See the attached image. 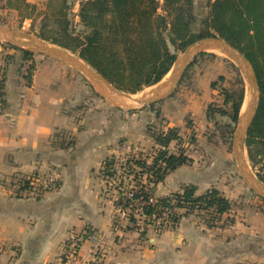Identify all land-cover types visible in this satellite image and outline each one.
Returning <instances> with one entry per match:
<instances>
[{
	"label": "crops",
	"instance_id": "obj_1",
	"mask_svg": "<svg viewBox=\"0 0 264 264\" xmlns=\"http://www.w3.org/2000/svg\"><path fill=\"white\" fill-rule=\"evenodd\" d=\"M81 3L0 0V7L17 16V29L47 17L67 19L79 30ZM4 49L0 43V264H264V215L258 209L243 214L233 208L211 224L192 214L175 229H148L143 236L131 229L118 200L103 191L112 179L103 177L104 164L124 149L118 115L105 117L106 99L96 91L99 100L92 99L77 71L43 59L27 79L22 57ZM189 112L195 113L193 107ZM187 157L191 164L155 186L157 199L190 185L197 196L215 189V176L210 180ZM28 177L42 188L31 192ZM46 178L55 186L43 185ZM241 194L244 204L260 206L249 191ZM70 240L77 241L73 258Z\"/></svg>",
	"mask_w": 264,
	"mask_h": 264
},
{
	"label": "trees",
	"instance_id": "obj_2",
	"mask_svg": "<svg viewBox=\"0 0 264 264\" xmlns=\"http://www.w3.org/2000/svg\"><path fill=\"white\" fill-rule=\"evenodd\" d=\"M160 1L82 0L78 13L81 29H75L67 19L51 21L43 17L35 38L78 56L113 88L129 95L160 83L178 54L191 45L203 39L219 38L248 61L256 76L259 101L245 146L253 166L264 161V0H214L208 4V15L200 21L197 31L193 29L196 22L194 0ZM18 51L22 61L32 56ZM204 54L213 56L209 53L199 56ZM192 65L184 70L179 84ZM211 88H215L214 83ZM243 100L244 88L241 87L236 99L226 94L223 103L231 102L229 111L217 113L236 124ZM231 135L232 131L230 138ZM151 137L157 146L155 152L144 159L132 160L136 171L132 188L139 193L134 194L135 199L146 200L153 196L155 186L170 172L192 162L180 149L174 151L177 145H170L180 141L177 129L170 128L166 133ZM259 153L262 155L257 160ZM114 162L112 159L105 162L103 177L115 175ZM145 175L146 183H143ZM258 179L264 185V172ZM118 189L117 206L125 200L127 191ZM195 192L196 188L190 185L179 193L158 198L154 206L142 207L144 221L139 234L143 236L148 229L157 233L175 229L182 217L192 214H202L211 224L230 211V202L216 189L200 196ZM134 221L132 216L127 221L131 229Z\"/></svg>",
	"mask_w": 264,
	"mask_h": 264
},
{
	"label": "rangeland",
	"instance_id": "obj_3",
	"mask_svg": "<svg viewBox=\"0 0 264 264\" xmlns=\"http://www.w3.org/2000/svg\"><path fill=\"white\" fill-rule=\"evenodd\" d=\"M213 1L214 0H194L196 22L193 29L195 31L200 27V21L207 17L208 4ZM0 24L33 37H35L36 32H39V25H41V23L37 24L35 22L32 24L34 29L33 27L29 28L27 26L28 24L17 29L20 27L17 16L13 13L4 11L1 7ZM72 26L78 30V27L73 24ZM0 43L5 47L4 53L6 55L12 54L17 57H22L21 52L18 51L19 49L14 50L10 48L12 46L4 41H0ZM206 53L212 54L213 56H208L206 54L199 56L200 54H198L191 59L189 65L193 64L192 67L184 77L182 83L175 87L171 96H169L170 100L167 98L164 101L162 100V102L152 103L139 108L142 104L137 103V100L152 98L156 95L152 92L155 87L144 88L141 92L130 95V99H118L115 104L104 100L105 112L108 111V114L104 113L105 117H115V115H118L120 120L119 127L126 132V134L120 138V143L124 149L118 157H115V175L111 177L112 179L108 184L105 183L103 190L105 195L118 200V188H121L122 191L127 189L130 190L134 184L131 183V181L136 175L135 164L132 160L144 159L155 152L157 146H155L151 137L153 134L166 133L168 129L175 128L178 130L180 141L172 142L170 144L171 147L177 145L178 148L174 151L180 149L186 156L188 154L193 157L200 173H206L210 180L215 176L217 184L215 189L224 198L228 197L226 199L230 202V211L234 208L240 213L243 212V214H245V212H255V210L258 209L257 212L264 215V200L249 189L240 176L237 168L235 155L233 153V139L237 123L234 124L228 117L221 116L217 113L219 110L229 111L231 102L227 105L223 103L226 94L232 95L233 99H236L241 87L244 88V100L240 113L245 111L247 99L245 96V82L243 76L237 65L230 61L225 56V53L217 51H207ZM179 56H181V54H179L178 57ZM43 59L48 62H54V60L50 58H44L36 54H32L28 60L23 61L25 65V77L27 79L33 74L39 61ZM65 66L68 67L67 65ZM70 69L77 71L72 68ZM77 72L82 78V82L88 85L89 96L97 100V93L99 94L101 91L97 89L98 87L95 85L94 87L99 91L97 92L93 84L81 72ZM168 77L169 75L161 84L166 83ZM240 80H242V86L240 85ZM213 83L215 84L214 89L211 88ZM209 94L210 96H208ZM173 101L175 104L165 106ZM151 105H153V107ZM192 107L195 112L194 114L189 112ZM132 108L134 109L132 110ZM231 131L232 135L230 138ZM247 135L244 138V154L251 173L258 179V176L262 175L264 172V161L254 166L249 161L247 148L245 146ZM171 147L170 150L172 151ZM261 155L260 153L257 154V160ZM143 178V183H146V175ZM24 179L23 181H26V178ZM28 179L30 183L34 184L30 187L31 192H34L35 187L42 188L39 183H33V181H37L35 177H28ZM49 179L50 178H46L43 181V185L46 187H54V180L50 179L51 182ZM21 187H23L22 184ZM245 190L251 193V200L260 203V206H256L257 204L254 203L244 204L243 195L241 193ZM153 196L155 197V194ZM118 207H116L117 210ZM243 219H246L245 216Z\"/></svg>",
	"mask_w": 264,
	"mask_h": 264
},
{
	"label": "water",
	"instance_id": "obj_4",
	"mask_svg": "<svg viewBox=\"0 0 264 264\" xmlns=\"http://www.w3.org/2000/svg\"><path fill=\"white\" fill-rule=\"evenodd\" d=\"M0 41H4L10 46L31 54L40 55L54 59L68 67L81 72L92 84L101 91L99 94L106 100L115 104L118 99H130V95L113 88L101 75L93 71L78 56L72 55L63 49L49 45L24 32L14 30L8 26L0 24ZM207 51H217L225 53V56L239 68L245 82V96L247 99L246 108L239 114L237 127L233 139V153L235 155L237 168L243 181L258 197L264 200V185L251 173L244 154V138L248 133L250 124L253 121L259 101V90L256 76L251 65L231 46L219 38H207L198 41L187 48L181 56L177 57L166 83L158 84L152 91V98L137 100L141 107L160 102L166 99L179 82L184 70L189 66L191 59L198 54ZM95 88V87H94ZM97 91V89L95 88ZM98 92V91H97ZM134 108H132L133 110Z\"/></svg>",
	"mask_w": 264,
	"mask_h": 264
},
{
	"label": "built area",
	"instance_id": "obj_5",
	"mask_svg": "<svg viewBox=\"0 0 264 264\" xmlns=\"http://www.w3.org/2000/svg\"><path fill=\"white\" fill-rule=\"evenodd\" d=\"M139 194L136 190L131 188L127 189L126 194L124 195L125 200H122V203L119 205L118 210L121 213V217L125 220H128L130 216L134 218V223L132 228L135 232L140 233L142 231L144 216L142 215V207L144 206H154L157 199L154 196H148L146 200H143L141 197L135 199L134 194ZM71 241V240H70ZM70 250L69 256L71 258L77 255V241L72 240L68 246Z\"/></svg>",
	"mask_w": 264,
	"mask_h": 264
},
{
	"label": "bare ground",
	"instance_id": "obj_6",
	"mask_svg": "<svg viewBox=\"0 0 264 264\" xmlns=\"http://www.w3.org/2000/svg\"><path fill=\"white\" fill-rule=\"evenodd\" d=\"M221 53H223V52H221ZM169 74V73H168ZM98 89V88H97ZM99 92V91H98ZM100 93V92H99ZM120 102V101H119ZM122 103V102H121Z\"/></svg>",
	"mask_w": 264,
	"mask_h": 264
}]
</instances>
